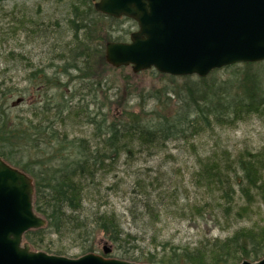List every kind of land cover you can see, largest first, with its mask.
<instances>
[{"label": "trees", "instance_id": "16d2710c", "mask_svg": "<svg viewBox=\"0 0 264 264\" xmlns=\"http://www.w3.org/2000/svg\"><path fill=\"white\" fill-rule=\"evenodd\" d=\"M66 5L64 29L59 23L58 30L52 24H37L31 32L47 44L52 41V46L61 41L52 51L61 66L50 63L49 72L47 65L31 63L24 77L28 87L0 88V157L33 178L35 211L48 222L45 229L28 232L26 241L36 250L64 255L61 244L46 241L55 235L71 239L87 254L95 252L93 242L102 233L114 247L110 256L128 261L239 264L262 259L264 149L255 153L245 150L236 156L227 150L215 151L198 159L194 186L207 198L192 204V212L199 216L215 214L217 219L220 214L230 227L242 221L250 223L225 238H205L192 247L159 242L153 252L136 255L139 237L125 232L119 216L114 211H87L86 203L92 192L101 193L103 172L113 168L122 154H132L135 147L162 148L170 141L193 139L217 128H235L254 114H264V71L255 69L264 61L227 66L205 78L176 77L152 69L150 73L165 80L164 87L154 95L175 94L181 98L178 107L150 113L129 111L109 120V114L102 111L105 106L97 105L96 91L107 82L99 77L95 65L112 68L105 59L106 45L127 42L129 31L119 35L115 31L124 22L134 21L102 14L92 0H67ZM95 77L100 80L92 81ZM75 79L87 84L71 87ZM28 97L32 99L28 111L16 115L15 106ZM79 120L94 126V144L68 130ZM138 186L143 198L134 199L135 204L141 203L147 214L158 217V208L168 207L165 199L159 195L156 200L145 186ZM170 197L175 199L174 195Z\"/></svg>", "mask_w": 264, "mask_h": 264}, {"label": "rangeland", "instance_id": "374dc122", "mask_svg": "<svg viewBox=\"0 0 264 264\" xmlns=\"http://www.w3.org/2000/svg\"><path fill=\"white\" fill-rule=\"evenodd\" d=\"M66 1L8 0L0 3V88L5 90L28 87L24 77L31 63L37 67L47 65L49 72L50 63L60 65L61 61L55 59V51H52L61 41L58 40L55 46H52V41L47 44L45 40L39 39L31 32L35 31L34 25L37 24L42 26L52 24V27L58 30L59 26L56 25L59 23L61 30L64 29L68 13ZM137 29L138 26L134 22L127 21L116 29L115 35L129 31L126 37V40H129V34ZM65 40L68 41L69 36ZM95 66L100 73L99 77L107 82L106 86L96 91L97 105L105 106L102 111L109 114V120L111 116L120 118L129 111L135 113L143 111L150 113L154 109L172 111L179 105L181 98L175 94L154 95L155 90L164 87L165 80L162 81L150 73L152 69L136 74L130 66L122 68ZM256 66L255 69L264 71V63ZM96 78L92 81L100 80ZM63 82L67 83V80L64 79ZM86 84L75 79L70 85L78 88ZM68 87L67 85L65 89ZM29 89L34 95V90L30 87ZM86 91V100L90 101L91 97L86 95L88 94ZM29 98L15 106L16 115H24L28 111ZM94 108L95 106L91 107L92 110ZM93 128L94 126L79 120L68 130L73 136L86 137L94 144ZM263 149L264 114H254L239 122L235 128H217L214 132L201 134L193 139L170 141L162 148L135 147L132 154H122L113 168L103 172L101 193L97 195L98 193L92 192L86 209L91 212L114 211L119 216L125 232L139 237L140 248L136 255L153 252L155 244L159 242L170 241L175 245L192 247L205 238H225L237 228L250 223L242 221L233 223L230 227L220 214L217 219L215 214L199 216L192 212L190 206L194 203H203L206 197L201 189L194 186L198 159L206 158L215 151L227 150L236 156L245 150L255 153ZM138 184L145 186L156 200H159V195L165 199L168 207L165 209L160 206L158 217L147 214L141 203L135 204L143 198ZM172 195L175 199H171ZM262 211L264 214V206ZM46 241L56 246L61 244L65 249L64 255L61 256L77 258L84 255L79 246L69 238L61 239L50 235ZM93 243L96 246L93 253L100 255H105V247L110 249V254L114 248L104 239L102 233L97 234ZM110 254L106 256L111 257Z\"/></svg>", "mask_w": 264, "mask_h": 264}, {"label": "water", "instance_id": "95a60500", "mask_svg": "<svg viewBox=\"0 0 264 264\" xmlns=\"http://www.w3.org/2000/svg\"><path fill=\"white\" fill-rule=\"evenodd\" d=\"M95 9L138 25L129 42L106 45V62L114 68L205 78L227 66L264 61V0H99ZM34 202L33 178L0 157V264H150L34 249L25 235L48 225ZM239 264H264V257Z\"/></svg>", "mask_w": 264, "mask_h": 264}, {"label": "flooded vegetation", "instance_id": "af4514ba", "mask_svg": "<svg viewBox=\"0 0 264 264\" xmlns=\"http://www.w3.org/2000/svg\"><path fill=\"white\" fill-rule=\"evenodd\" d=\"M93 1V0H92ZM99 0H95V1H93V3H94V6H95V4L98 2ZM121 19V18H120Z\"/></svg>", "mask_w": 264, "mask_h": 264}]
</instances>
